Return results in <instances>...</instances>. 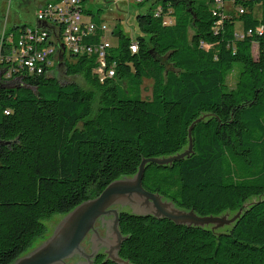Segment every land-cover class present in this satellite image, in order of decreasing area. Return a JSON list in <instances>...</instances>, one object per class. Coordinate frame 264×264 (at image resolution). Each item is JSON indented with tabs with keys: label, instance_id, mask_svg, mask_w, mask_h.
Listing matches in <instances>:
<instances>
[{
	"label": "trees",
	"instance_id": "obj_1",
	"mask_svg": "<svg viewBox=\"0 0 264 264\" xmlns=\"http://www.w3.org/2000/svg\"><path fill=\"white\" fill-rule=\"evenodd\" d=\"M226 1H137L149 2L137 37L112 31L104 65L86 53L57 63L84 86L19 71L21 83L0 88V264L143 159L183 152L191 127L190 154L146 164L143 187L199 216L240 215L212 229L123 209L122 264H264V0H234L230 13ZM92 264L118 263L100 253Z\"/></svg>",
	"mask_w": 264,
	"mask_h": 264
},
{
	"label": "water",
	"instance_id": "obj_2",
	"mask_svg": "<svg viewBox=\"0 0 264 264\" xmlns=\"http://www.w3.org/2000/svg\"><path fill=\"white\" fill-rule=\"evenodd\" d=\"M191 128L187 149L168 157L143 159L133 176L117 179L96 197L83 201L65 215H55L46 223V239L36 242L33 248L11 264H73L77 259L81 260L76 264H92L100 253L122 264L118 251L124 237L118 229V217L123 209H129L133 214L166 218L186 226L211 225L212 229H222L234 222L242 209L237 213L226 212L219 216H199L193 210L177 207L173 201L142 185L146 164L167 165L190 154ZM99 219L108 221L107 225L100 226L97 223L94 228ZM84 239V246L88 250L82 247ZM74 255H78V258L69 261ZM90 257L94 258L88 261Z\"/></svg>",
	"mask_w": 264,
	"mask_h": 264
},
{
	"label": "built area",
	"instance_id": "obj_3",
	"mask_svg": "<svg viewBox=\"0 0 264 264\" xmlns=\"http://www.w3.org/2000/svg\"><path fill=\"white\" fill-rule=\"evenodd\" d=\"M216 3L223 5L222 0H216ZM82 7V0H50L37 9L35 26H9L3 19L0 26V88L21 83L23 77L19 71L36 75L52 73L54 61H60L66 50L70 55L94 54L104 65L103 59L111 43L104 35L98 41L87 39L98 32L105 34L108 27L104 22L86 16ZM252 32V29L248 30L249 34ZM130 48L136 51L137 44L133 43ZM108 72L113 75L114 68H109Z\"/></svg>",
	"mask_w": 264,
	"mask_h": 264
},
{
	"label": "rangeland",
	"instance_id": "obj_4",
	"mask_svg": "<svg viewBox=\"0 0 264 264\" xmlns=\"http://www.w3.org/2000/svg\"><path fill=\"white\" fill-rule=\"evenodd\" d=\"M46 1L50 0H0V26L3 19H6L9 26L12 24L35 26L37 23L36 12L37 9ZM83 8L91 11V14L87 15L96 22H104L108 30L105 33V37L114 46L117 44V39L113 35L112 31L120 29L125 35L129 36L131 40H135L138 35V27L136 23V15L140 12H144L149 7V2L142 4L137 3L136 0H83ZM233 4L230 1L224 3V10L226 13H230ZM259 12V8H256V13ZM236 30L241 29V21L236 20ZM252 52H256L255 45L252 46ZM65 59L70 60L71 56L68 50L65 51ZM55 60V66L53 72H55L60 82L66 83L70 81L77 82L84 86L85 83L79 76H67L63 71L59 70ZM233 76L229 77V83L233 85ZM152 81L151 79H144L142 83V96L149 98L151 95ZM47 223V221H46ZM100 252V251H98Z\"/></svg>",
	"mask_w": 264,
	"mask_h": 264
},
{
	"label": "flooded vegetation",
	"instance_id": "obj_5",
	"mask_svg": "<svg viewBox=\"0 0 264 264\" xmlns=\"http://www.w3.org/2000/svg\"><path fill=\"white\" fill-rule=\"evenodd\" d=\"M57 65H58V64H57ZM106 218H107V217H106ZM107 220H108V219H107ZM107 222H108V221L102 222V219H99V220L95 223L94 228L96 227V224H97V223L101 226V225H107ZM85 239H86V238H85ZM85 239H84L83 242H82V247H83L84 249L88 250V248L84 246V245H85V243H84V242H85ZM75 258H78V255H74L73 257L69 258L68 260L70 261V259H75ZM93 258H94V257H90L88 261L93 260ZM80 260H81V259H77V260L75 261V263H73V264L79 263ZM69 261H68V262H69ZM68 264H69V263H68Z\"/></svg>",
	"mask_w": 264,
	"mask_h": 264
},
{
	"label": "crops",
	"instance_id": "obj_6",
	"mask_svg": "<svg viewBox=\"0 0 264 264\" xmlns=\"http://www.w3.org/2000/svg\"><path fill=\"white\" fill-rule=\"evenodd\" d=\"M86 16L89 15L88 13L85 14Z\"/></svg>",
	"mask_w": 264,
	"mask_h": 264
}]
</instances>
